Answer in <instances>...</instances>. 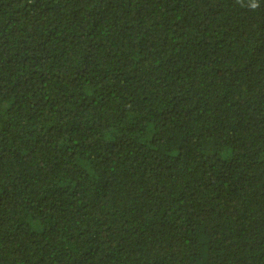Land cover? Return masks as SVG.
<instances>
[{"label": "trees", "instance_id": "trees-1", "mask_svg": "<svg viewBox=\"0 0 264 264\" xmlns=\"http://www.w3.org/2000/svg\"><path fill=\"white\" fill-rule=\"evenodd\" d=\"M0 264H264V0H0Z\"/></svg>", "mask_w": 264, "mask_h": 264}, {"label": "clouds", "instance_id": "clouds-1", "mask_svg": "<svg viewBox=\"0 0 264 264\" xmlns=\"http://www.w3.org/2000/svg\"><path fill=\"white\" fill-rule=\"evenodd\" d=\"M256 6H257V5H255V4L253 5V7H256Z\"/></svg>", "mask_w": 264, "mask_h": 264}]
</instances>
